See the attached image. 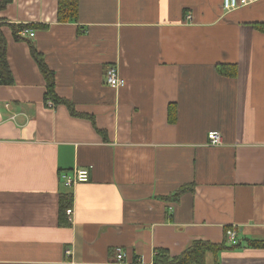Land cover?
I'll return each instance as SVG.
<instances>
[{"label": "crops", "instance_id": "0c3cea01", "mask_svg": "<svg viewBox=\"0 0 264 264\" xmlns=\"http://www.w3.org/2000/svg\"><path fill=\"white\" fill-rule=\"evenodd\" d=\"M221 5L78 0L67 23L57 0H12L0 12L7 24L46 27L24 41L1 28L13 84L0 86V264H121L116 248L151 264L159 250L225 243L226 230L237 247L226 242L204 264H264L248 245L264 242V33L254 28L264 0ZM28 42L55 95L95 127L45 101ZM109 67L117 88L106 86ZM74 169L90 180L67 190L59 174ZM62 195L73 211L64 225Z\"/></svg>", "mask_w": 264, "mask_h": 264}, {"label": "trees", "instance_id": "16d2710c", "mask_svg": "<svg viewBox=\"0 0 264 264\" xmlns=\"http://www.w3.org/2000/svg\"><path fill=\"white\" fill-rule=\"evenodd\" d=\"M12 0H0V12L3 11L7 5H9ZM78 13V0H57V9H56V20L58 23H67L70 21H76ZM7 27L10 29L12 37L15 41H24L18 34L20 31L24 29H32V30H42L45 29V26L42 25H12L7 24L6 21L0 19V86H11L13 84V78L11 71L8 66L7 58H6V45L5 39L1 33V28ZM257 31L264 33V25H255L254 27ZM30 42H28L29 44ZM29 51L32 59L34 60L42 78L45 82V101H50L55 105L61 104L66 106L70 115L72 117L83 118L91 122V124L95 127L94 120L92 116L81 115L78 114L72 104L64 99H60L55 95L54 91V74L53 72L46 66L44 59L40 53H38L35 47L32 44H29ZM229 73H233V68L227 66H216V71L221 76H229ZM232 69V70H231ZM97 130V129H96ZM100 134V131L97 130ZM186 189H180L176 194H180L184 192ZM177 197V195L173 196V198ZM71 205V199L67 195H62L60 197V206H59V221L64 225L67 222L65 221V211L69 209ZM226 243V242H225ZM211 244L205 241H194L192 244L186 248L180 255L176 257H171L166 250H159L154 253L153 264H204L205 256L208 253L213 255L218 254V252L222 251L226 248V244ZM248 245L251 247L262 248L264 250V242H248ZM235 248V246H231ZM237 247V246H236ZM135 261V260H134ZM133 261V262H134Z\"/></svg>", "mask_w": 264, "mask_h": 264}, {"label": "built area", "instance_id": "2783aa9c", "mask_svg": "<svg viewBox=\"0 0 264 264\" xmlns=\"http://www.w3.org/2000/svg\"><path fill=\"white\" fill-rule=\"evenodd\" d=\"M254 0H222V10L224 12H232L239 8L247 7ZM35 36V32L30 29H24L19 32L18 37L21 39H32ZM105 83L107 87L117 88L122 83L119 79L118 72L115 68L109 67L105 72ZM208 144L210 146H219L221 144V137L217 132H209L207 134ZM90 180V171L89 169H74L71 172H61L59 174V181L61 185L67 189H74L80 184H86ZM65 215L70 219L73 215L72 208H69L65 211ZM225 238L228 245L236 246L237 235L233 230H226ZM70 252L67 250L66 255H69ZM126 254L120 249L116 248L114 250V261L121 264H141L140 259L136 260L134 263H128L126 259ZM153 264V262L151 263Z\"/></svg>", "mask_w": 264, "mask_h": 264}, {"label": "rangeland", "instance_id": "374dc122", "mask_svg": "<svg viewBox=\"0 0 264 264\" xmlns=\"http://www.w3.org/2000/svg\"><path fill=\"white\" fill-rule=\"evenodd\" d=\"M229 247H231V245H229Z\"/></svg>", "mask_w": 264, "mask_h": 264}]
</instances>
